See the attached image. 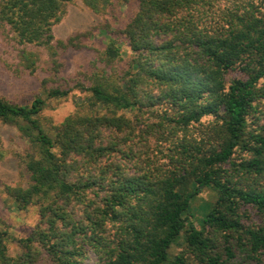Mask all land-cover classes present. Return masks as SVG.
Returning <instances> with one entry per match:
<instances>
[{
  "label": "trees",
  "instance_id": "trees-1",
  "mask_svg": "<svg viewBox=\"0 0 264 264\" xmlns=\"http://www.w3.org/2000/svg\"><path fill=\"white\" fill-rule=\"evenodd\" d=\"M75 1L0 0V37L16 50L4 65L17 76L45 70L50 98L69 95L48 84L92 34L55 37ZM81 1L104 15L130 0ZM136 1L122 29L128 68H107L120 54L111 42L92 83H76L86 97L53 132L45 98L0 95V122L25 140L29 174L4 191L39 211L26 237L0 226V264H84L90 253L96 264H264V0ZM204 187L217 196L197 227L191 206Z\"/></svg>",
  "mask_w": 264,
  "mask_h": 264
},
{
  "label": "rangeland",
  "instance_id": "rangeland-1",
  "mask_svg": "<svg viewBox=\"0 0 264 264\" xmlns=\"http://www.w3.org/2000/svg\"><path fill=\"white\" fill-rule=\"evenodd\" d=\"M137 9L138 1L136 0H130L128 3L115 1L104 15L93 12L81 0L70 4L68 13L53 27L55 37L66 39L69 36L90 31L92 34L84 35L81 40L84 45H87L86 47L69 49L63 54L62 60L65 66L60 74L61 80L48 84L49 87L60 86L62 89H70L69 95L65 97L50 98L41 90L42 79L49 76L45 70L38 69L34 74L17 76L13 68L10 70L6 67L4 62H16V50L12 44L0 37V95L18 104L31 103L38 95L45 98L46 107L42 112V119L47 129L53 132L51 125L60 123L66 116L74 113L77 109L76 103L81 101L80 98L86 97L88 92H81L76 87V83L79 80L86 85L92 83L89 80L90 75H93V69H98L96 67H105L104 57L111 42H115L120 47V54L114 64L107 68L110 72L114 69L122 72L128 68L134 53L122 29L129 23ZM103 24L108 31L100 28ZM136 112L133 110L128 115L134 117ZM25 148L26 142L20 136L18 129L0 122V226L7 228L15 238L30 235L39 221L38 204L21 209L17 202L4 191L5 185L26 186L29 182V174L21 161ZM216 196L215 190L204 187L192 201L193 216L190 217L189 222L193 221L197 227H200L206 206L214 202ZM254 218L257 219V216L254 215ZM184 244L185 235L182 234L178 242L172 246L171 255H176ZM20 251L21 248L17 242L11 240L10 254L16 256ZM90 254V258L86 259L84 264H96V256Z\"/></svg>",
  "mask_w": 264,
  "mask_h": 264
}]
</instances>
